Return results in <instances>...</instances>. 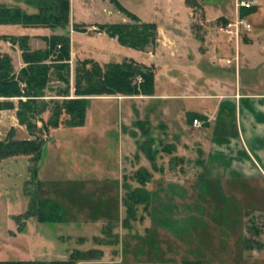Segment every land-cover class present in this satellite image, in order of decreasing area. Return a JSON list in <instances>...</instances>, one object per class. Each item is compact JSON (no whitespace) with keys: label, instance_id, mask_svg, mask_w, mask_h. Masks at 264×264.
Wrapping results in <instances>:
<instances>
[{"label":"crops","instance_id":"0c3cea01","mask_svg":"<svg viewBox=\"0 0 264 264\" xmlns=\"http://www.w3.org/2000/svg\"><path fill=\"white\" fill-rule=\"evenodd\" d=\"M215 1L217 0H212L211 3L207 0H147V3L141 4V11L138 13L132 7H125L124 0H68V22L65 29H52L47 26H0L5 27V31L0 33V54L11 59L13 74L17 78L26 65L18 45L10 43L9 38H27L28 47L34 52L46 48V39L68 36V65L71 74L73 62L90 61L102 65L103 59L111 58L113 51L119 49L116 39L107 37L99 28L127 24L128 18L120 9L122 8L135 16L138 24L155 26L157 50L146 48L138 51L128 48L132 57H125L117 62L120 64L123 61H133L150 68L153 73L152 93L150 96L87 97L86 102L97 100L108 104L116 103L119 115L117 125L109 130L103 127L99 129V120L91 117L89 107L85 110L83 125L77 128H84L99 137L115 130L116 136L120 138L121 149H126L125 153H121L123 162L122 158L125 161L133 155L129 152L128 136L131 135L137 141L141 140L145 131L142 123L145 122L151 141L149 155L153 158L148 157L142 146L138 145L143 156L136 153V165H132V169L120 165L119 172L122 179L125 172H135L138 169L149 171L153 176L145 184L147 189L161 188L164 185L157 181L169 184L175 179L179 184L198 180L226 184L253 180L264 182V0H253L254 6L250 10L238 11L240 17L250 25V30L242 35L237 49L231 40L217 33V28L235 19V4L240 1L232 0L230 10L220 9ZM50 5L51 0H0V7L17 9L28 16H35ZM90 33L98 38L104 37V40H99L100 49L93 52L92 47L83 45L81 48L86 51V56L78 57L74 49L75 37ZM84 53L82 51L81 54ZM91 53L94 56H89ZM58 99L55 94L49 100ZM72 99L74 98L70 89L69 97L62 100ZM46 100L48 98L34 99L35 103ZM19 101L25 102L26 98H0V143H36L39 140L40 151L35 163L23 154L1 159L0 185L3 178L16 176L14 167V172L9 170L18 163L27 173L34 174L35 171L38 193L47 184L61 182L60 178H65L68 182L72 179L71 170L66 169L64 174H60L63 170H58L55 165L60 159L67 160L63 155H71L72 126L57 125L50 128L46 137V122L51 115L50 112H43L36 117L32 132L18 121ZM67 120L66 116L60 122ZM104 120L101 119V122ZM193 120H198L200 127L194 126ZM64 128L68 132L62 133ZM39 135L42 142L37 139ZM45 137L51 141L47 142ZM60 139L65 141L60 142ZM134 148L136 149L135 145ZM143 158H150L152 161L148 160L151 165L148 162L145 165ZM23 180L25 186L30 185L25 178ZM124 180L125 178L123 183ZM15 186L14 184L13 187ZM2 195L0 191V250H4L8 256H27L30 250L25 247L18 249L13 242L18 236L13 232L14 225H11L14 222V230L22 231V224L19 225L21 217L7 207V191L5 196ZM53 203L48 199L44 208L43 203L37 209L29 207L25 212L27 217L23 230L30 226L39 228L40 224H59L60 208ZM50 214H54L57 220L49 218ZM39 215L49 220L40 221ZM253 232L259 231L253 229ZM25 237L23 234L19 236L23 244L27 242ZM40 239L45 240V235H41ZM68 260L69 256L68 259L64 257L61 260L56 257L34 262L26 258L19 259L16 263L0 261V264H121L119 257L116 260L99 258L77 263H68ZM142 264L153 263L147 261Z\"/></svg>","mask_w":264,"mask_h":264},{"label":"rangeland","instance_id":"374dc122","mask_svg":"<svg viewBox=\"0 0 264 264\" xmlns=\"http://www.w3.org/2000/svg\"><path fill=\"white\" fill-rule=\"evenodd\" d=\"M124 1L125 7H132L138 13L141 11V4L147 3V0ZM207 2L211 3L212 0ZM215 4L219 5L220 9L230 10L233 3L232 0H217ZM126 23L139 27L130 19ZM3 31L5 27H0V33ZM144 34L145 37L147 36L146 41H150L145 49L157 50L156 32L145 31ZM100 39L104 40V37L98 38L94 33L76 36L74 49L78 57L86 56V51L81 48L83 45L92 47L93 52L95 49H100ZM116 46L119 50L113 51L111 58L102 60L106 64H97L102 70L109 64H119L117 62L125 57H132V52L127 47L121 46L118 42ZM82 51L85 53L81 54ZM89 56H94V53ZM80 63L81 61L72 63V74L69 65L68 70L62 68L49 74L48 85L43 91V97L48 100L35 103L31 107L32 112L25 114L32 127L38 114L50 112L52 116V111L56 108L61 113L58 125L68 124L69 117L66 122H60L61 118L66 117L63 107L67 101L62 99L69 97L70 89H72V98L80 99L75 96L76 84L81 88H84L85 84L83 81L79 84L76 80V73L82 69ZM137 83L134 81L132 86L138 88ZM55 94L59 97L58 101H50L49 99ZM89 107L91 117L99 120L97 126L99 129L103 127L109 130L117 125L119 115L116 103L87 101L86 110ZM101 119L105 120L101 122ZM144 123L142 129L143 131L145 129L144 135H147L148 127ZM50 125L52 122L48 119L45 133L50 128H54ZM65 132L68 131L65 129L62 133ZM71 133V155L68 153L63 155L67 160L60 159L55 165L58 170H63L60 174L70 169L71 180L67 182L65 178H62L64 181L60 178L61 182L54 185L47 184L38 193L34 179L35 171L33 170L34 174L27 173L20 163L13 165L9 170L12 169L14 172V167L16 176L2 179L1 195L6 194L7 191L9 199L7 207L21 217L19 225L22 224V231L14 230V222L11 225H14L13 232L18 236L13 241L14 245L18 249L28 248L30 252L27 256L18 254L8 256L4 250H0V261L16 263L19 259L28 258L34 262L56 257L62 260L64 257L68 259L71 253L96 251L102 253L100 258L102 260H116L119 257L121 264H142L147 261L153 264H184L195 261L200 264H264V182L262 180L231 184L198 180L179 184L175 179L169 184L157 181L164 185L161 188L147 189L145 185L139 184L138 178L142 175L150 179L153 174L149 171L146 173L138 169L135 172H125L124 183V178L121 179L122 174L119 172L120 165L128 166L130 169L133 168L132 165H136V153L143 156V151L138 145L144 147L143 150L148 153L146 135L142 134V141L139 139L137 141L131 135L128 136L129 152L133 155L127 157L125 161L122 158V162L121 153H125L126 149L125 147L121 149L120 138L116 136L115 130H110L108 134L99 137L84 128L78 129L72 126ZM41 135L37 136V139L42 142ZM63 139H60V142L65 141ZM46 141L51 140L49 138ZM36 143L40 144V141ZM143 160L146 162L145 165L147 162L151 165L148 159L143 158ZM24 178L30 183L29 186H25ZM137 189L148 192L150 202L145 205L136 198L138 203L135 205L134 213L129 215L126 196ZM48 199L60 208L58 215L61 218L60 223L40 224L41 229L30 226L29 229L23 230L27 209L40 208L41 203L44 208ZM49 218L57 220L54 214H50ZM253 229L259 232L254 233ZM22 234L27 238L26 244H23L22 239L19 238ZM41 235H45V240L40 239ZM46 264L62 263L47 262Z\"/></svg>","mask_w":264,"mask_h":264},{"label":"trees","instance_id":"16d2710c","mask_svg":"<svg viewBox=\"0 0 264 264\" xmlns=\"http://www.w3.org/2000/svg\"><path fill=\"white\" fill-rule=\"evenodd\" d=\"M128 19L139 27L128 24H115L102 26L99 31L109 38L116 39L117 42L127 48L142 51L150 43L146 41L144 32L155 33V26L152 24H138L135 16L120 8ZM68 22V0H51V5L40 10L35 16H28L17 9L0 7V25H22V26H47L52 29L60 27L65 29ZM137 28V29H136ZM140 28V30L138 29ZM138 31V32H137ZM155 35V34H154ZM4 39V38H3ZM2 40V38H0ZM10 43H15L21 51L23 63L26 65L17 78L13 74L11 59L0 54V98H26L25 102H18L19 110L17 113L18 121L24 124L31 131L32 125L29 124L25 114L31 113L34 99L43 97V91L49 82V74L59 71L62 68L69 69V38L68 36L51 37L45 40L46 48L40 51H30L28 40L25 37L8 39ZM82 69L76 73V80L79 84L83 81L84 88L76 84L75 96L80 97L65 102L63 109L65 115L69 117V126H81L84 122L86 100L82 97H101V96H150L153 89V73L150 68L136 64L133 61H123L121 64H109L102 70L96 63L84 61L80 63ZM58 77V76H57ZM138 80V81H137ZM138 82V88L133 87V82ZM77 83V82H76ZM23 85V87L21 86ZM61 113L57 108L52 111L50 121L52 127H57ZM146 135V134H145ZM148 138V134L145 136ZM148 145L150 140L148 138ZM146 146V143L144 144ZM143 145V146H144ZM144 149V147H142ZM148 153L143 150L148 157ZM40 144L35 142H8L0 143V160L17 156L26 155L30 157L32 163L38 158ZM148 158L150 161H152ZM141 172V171H139ZM142 172H146L142 170ZM141 172V173H142ZM148 173V172H146ZM149 181L147 176H139L138 182L144 186ZM143 194V195H142ZM139 196V197H138ZM143 196V197H142ZM127 212L133 215L135 205L140 203L145 205L149 202V193L144 190H134L126 196ZM135 200V201H134ZM134 201V202H132ZM31 214V212L29 213ZM40 221L49 220L45 216H38ZM51 220V219H50ZM102 253L96 251L77 252L69 255L68 263L79 261H90L101 258ZM184 264H200L197 261Z\"/></svg>","mask_w":264,"mask_h":264},{"label":"built area","instance_id":"2783aa9c","mask_svg":"<svg viewBox=\"0 0 264 264\" xmlns=\"http://www.w3.org/2000/svg\"><path fill=\"white\" fill-rule=\"evenodd\" d=\"M253 6H254L253 0L237 2L235 4V11H236L235 19L231 22L220 25L217 28V33L231 40L236 47L235 49H237V45L241 40L242 35L250 30V25L246 22L244 18L240 17L238 11H240L241 9H244L246 11L250 10ZM235 60H237L236 57ZM21 86L23 87V85ZM192 124L196 127H200V122L198 120H193Z\"/></svg>","mask_w":264,"mask_h":264}]
</instances>
